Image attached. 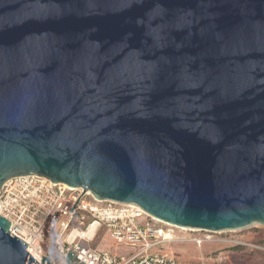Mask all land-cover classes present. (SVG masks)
<instances>
[{"label":"water","instance_id":"water-1","mask_svg":"<svg viewBox=\"0 0 264 264\" xmlns=\"http://www.w3.org/2000/svg\"><path fill=\"white\" fill-rule=\"evenodd\" d=\"M25 174L264 225V0H0V186ZM10 224L0 264H50Z\"/></svg>","mask_w":264,"mask_h":264},{"label":"built area","instance_id":"built-area-1","mask_svg":"<svg viewBox=\"0 0 264 264\" xmlns=\"http://www.w3.org/2000/svg\"><path fill=\"white\" fill-rule=\"evenodd\" d=\"M86 196L92 195L81 187L54 183L37 174L17 175L0 186V215L11 222L9 235L27 243L28 253L38 263L47 257L50 264H183L161 246L178 242L200 246L226 240L252 245L264 254V245L212 238L214 231L169 223L136 203L92 197L106 202L101 206ZM99 229L138 250L125 255L99 249L92 243Z\"/></svg>","mask_w":264,"mask_h":264},{"label":"rangeland","instance_id":"rangeland-1","mask_svg":"<svg viewBox=\"0 0 264 264\" xmlns=\"http://www.w3.org/2000/svg\"><path fill=\"white\" fill-rule=\"evenodd\" d=\"M85 198L91 203H95L97 205L102 206L106 204L104 201L98 202L94 200L92 196H86ZM253 228H264V225L252 223L248 226L238 229L215 231L211 233V237L241 240L251 244H257L253 240L256 241L260 235L262 236V234L259 231H252ZM78 229H82V227L80 226ZM92 243L99 249L111 250L118 254L130 255L138 250L137 246H132L112 239L105 229L98 230L97 235ZM228 244L235 243L229 240L211 241L207 242L206 245L202 244L199 246L195 243L178 242L164 244L161 247L163 252L175 256L183 264H264V256H262L260 253H252V251L249 250L246 251V254L243 252L234 251L225 247ZM248 246L255 248L252 245ZM212 251L217 253L213 254Z\"/></svg>","mask_w":264,"mask_h":264},{"label":"trees","instance_id":"trees-1","mask_svg":"<svg viewBox=\"0 0 264 264\" xmlns=\"http://www.w3.org/2000/svg\"><path fill=\"white\" fill-rule=\"evenodd\" d=\"M252 231H259L262 234V236L260 235V237L256 241L255 240H253V241L255 243L259 244V245H264V228H253ZM204 244L206 245L207 243H204ZM225 247L230 248V249H232L234 251L243 252L245 254H246V251L249 250V251H252V253H260L262 256H264V254H263V252L261 250L255 249V248H251L248 245L243 244V243L228 244ZM214 251H216V250H214ZM214 251H212L213 254L217 253V252H214Z\"/></svg>","mask_w":264,"mask_h":264},{"label":"bare ground","instance_id":"bare-ground-1","mask_svg":"<svg viewBox=\"0 0 264 264\" xmlns=\"http://www.w3.org/2000/svg\"><path fill=\"white\" fill-rule=\"evenodd\" d=\"M91 229H92V227H89V228L87 229L86 233L89 234V233L91 232Z\"/></svg>","mask_w":264,"mask_h":264}]
</instances>
